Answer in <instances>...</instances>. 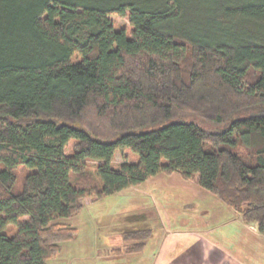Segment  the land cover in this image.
Masks as SVG:
<instances>
[{"label":"trees","instance_id":"1","mask_svg":"<svg viewBox=\"0 0 264 264\" xmlns=\"http://www.w3.org/2000/svg\"><path fill=\"white\" fill-rule=\"evenodd\" d=\"M173 172L264 234V0H0V264H47L76 236L57 219Z\"/></svg>","mask_w":264,"mask_h":264},{"label":"crops","instance_id":"2","mask_svg":"<svg viewBox=\"0 0 264 264\" xmlns=\"http://www.w3.org/2000/svg\"><path fill=\"white\" fill-rule=\"evenodd\" d=\"M115 195H123L131 207L120 208L121 198L111 200L113 207L97 206ZM59 219L75 227L76 236L63 241L47 264H264V234L256 225L177 172L156 174L102 199H87L79 213ZM137 228L151 229L143 248L122 251L129 243L123 231ZM100 231L106 237L101 243Z\"/></svg>","mask_w":264,"mask_h":264},{"label":"rangeland","instance_id":"3","mask_svg":"<svg viewBox=\"0 0 264 264\" xmlns=\"http://www.w3.org/2000/svg\"><path fill=\"white\" fill-rule=\"evenodd\" d=\"M111 19L113 20L115 27H122V26H124L127 29H129V20H128V17L127 16L121 17V16L112 15L111 16ZM136 157L137 156L135 154H133L128 149L117 150L115 152V155L113 157L112 162H113V164L115 166H117L123 160L134 161V160H136ZM115 196L108 197L104 201H102L101 203L98 202L99 204L97 206L104 208V207H108V205H110V207H113L111 205L112 203L109 204L111 202V200H117V198H121L120 199V203H121L120 208L127 209V208H130L131 207V205H130L131 204V201H129L128 199L124 198L123 195H115ZM84 203H86V201ZM86 205H85V207H86ZM121 218H123V217H121V216L118 217V220H117L118 223L121 222ZM57 221L61 222V219H57ZM117 226H118L117 224L113 225V227H117ZM111 229H114V228H111ZM127 230H129V229H127ZM104 240H106L105 233L100 231L99 232V242L101 243Z\"/></svg>","mask_w":264,"mask_h":264}]
</instances>
